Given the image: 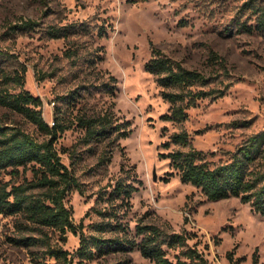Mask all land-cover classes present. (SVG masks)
Wrapping results in <instances>:
<instances>
[{
    "label": "rangeland",
    "instance_id": "374dc122",
    "mask_svg": "<svg viewBox=\"0 0 264 264\" xmlns=\"http://www.w3.org/2000/svg\"><path fill=\"white\" fill-rule=\"evenodd\" d=\"M248 1L0 0V47L6 52L2 67L24 77L23 83L7 86L11 92L29 91L39 97L50 126L58 120L71 125L60 134L56 148L81 182L83 193L72 188L65 202L87 233L101 220L96 211L105 205L98 199L101 190L122 174L121 165L126 164L135 167L138 190L123 221L137 243L141 236L136 235V224L142 220L171 233L193 234L185 245L166 248L172 260L187 259L184 251L196 248L208 264H252L258 249L259 264H264V216L238 197L208 199L200 188L183 183L171 160L162 157L195 148L205 152L213 166L230 161L240 146L264 130V36L237 27L238 22H255L245 7ZM23 20L39 25L12 29ZM57 27L64 28L65 35L48 36V30ZM153 47L185 67L211 75L212 85L224 95L199 100L183 122L163 119L171 104L163 98L155 75L145 68ZM213 55L220 62L215 63ZM107 109L120 122H129L131 132L113 144L112 160L100 166L102 146L81 143L84 130L76 118ZM0 123L18 126L39 140L48 138L22 113L1 105ZM180 131L189 134L190 144L165 148L163 143ZM23 176L31 178V170L16 180ZM4 177L11 175L6 172ZM21 231L26 229L17 226L15 216L0 212V264H35V247L14 241ZM53 237L60 240L57 232ZM62 245L74 253L79 236L69 232ZM73 264L156 263L134 247L83 262L74 255Z\"/></svg>",
    "mask_w": 264,
    "mask_h": 264
},
{
    "label": "trees",
    "instance_id": "16d2710c",
    "mask_svg": "<svg viewBox=\"0 0 264 264\" xmlns=\"http://www.w3.org/2000/svg\"><path fill=\"white\" fill-rule=\"evenodd\" d=\"M245 7L253 13L255 22H238L237 27L264 36V3L250 0ZM37 25L39 22L35 20H23L11 27L13 30H27ZM47 34L59 38L65 35V31L62 27L50 28ZM5 58L6 52L0 47V105L22 113L48 135V138L39 140L18 126L0 123V212L15 216L17 226H24L26 231H21L14 241L19 245L35 247L34 263L73 264L74 255L79 262H83L113 251H130L138 247L145 258L156 264H208L204 254L196 248L184 251L189 261L168 257L166 248L185 245L187 239L193 236L190 232L171 233L157 224L140 220L136 224V235L141 236V241L136 242L129 225L123 221L132 207L131 197L138 190L134 166L122 164V174L101 190L98 199L105 205L96 210L101 220L93 224V232L87 233L84 222L74 220L73 209L66 204L65 198L72 188L83 193L81 182L64 164L56 148L60 134L71 125L58 120L50 126L44 119L43 103L39 97L29 91H10L8 83H23L24 77L4 71L2 64ZM216 62H220L219 57ZM221 65L225 67V62ZM145 68L155 75L157 83L163 88V98L171 104L170 112L162 116L165 120L183 122L188 118V109L199 100L218 98L225 93L212 85L215 80L211 75L185 67L157 47L152 48V57ZM110 89L113 91V88ZM76 119L77 126L84 130L81 143L95 142L102 146L98 157L100 166L112 160L113 144L131 132L126 125L129 122H120L110 109L97 115L83 114ZM171 144L188 146L189 134L186 131L172 134L163 146L169 148ZM162 157L171 160L183 183L200 188L208 199L238 197L243 203H249L255 213L264 216V130L240 146L230 161L213 166L206 153L195 148L170 151L163 153ZM29 169L31 178L23 176L21 181L16 180ZM6 172L10 173V179H5ZM54 232L59 235L58 242L54 241ZM69 232L79 236V246L74 253L62 245L67 241ZM228 257L233 259L231 251ZM259 260L257 249L252 255V264H259Z\"/></svg>",
    "mask_w": 264,
    "mask_h": 264
},
{
    "label": "built area",
    "instance_id": "2783aa9c",
    "mask_svg": "<svg viewBox=\"0 0 264 264\" xmlns=\"http://www.w3.org/2000/svg\"><path fill=\"white\" fill-rule=\"evenodd\" d=\"M54 123H55V122L53 121V125H54Z\"/></svg>",
    "mask_w": 264,
    "mask_h": 264
}]
</instances>
